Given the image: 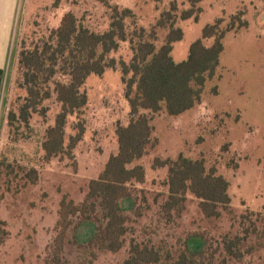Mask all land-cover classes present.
Wrapping results in <instances>:
<instances>
[{
  "label": "rangeland",
  "instance_id": "obj_1",
  "mask_svg": "<svg viewBox=\"0 0 264 264\" xmlns=\"http://www.w3.org/2000/svg\"><path fill=\"white\" fill-rule=\"evenodd\" d=\"M109 2L131 9L146 29L172 2L180 12L190 8L186 0ZM199 6L202 14L197 22L193 18L177 22L183 39L173 46L176 63L187 59L190 45L217 19H223L224 26L241 12L247 27L225 36L220 66L206 83L200 104L177 117L145 112L152 117L157 146L138 163L145 180L131 189L132 200L122 203L128 213V233L124 247L111 253L90 242L94 225L70 217L62 222L60 212L64 200L74 205L83 202L89 182L99 177L118 151L116 125L129 121L120 73L106 71L102 77L87 79L86 132L71 159L46 162L39 147V139L60 111L54 100L44 104L49 108L46 122L33 116L31 130L15 134L6 121L8 111L18 105L16 100L25 96L17 87L15 56L21 42L29 45L57 29L68 13L91 30L103 32L109 22L107 10L97 0H18L12 46L0 58L6 67L0 83V161L3 155L7 158L0 166V264H124L131 240L153 247L162 258L176 259L187 248L201 252L212 264H264V0H203ZM166 34L158 31V46ZM211 43L205 41L206 46ZM112 56L128 61V45ZM72 122L67 135L74 134ZM180 154L203 158L229 182L231 203L220 209L219 218H206L199 201L189 194L180 213H163L167 170L153 169L152 164L155 159L176 160ZM31 169L37 173L35 183L27 177ZM225 237L244 238L239 259L224 250Z\"/></svg>",
  "mask_w": 264,
  "mask_h": 264
},
{
  "label": "trees",
  "instance_id": "obj_2",
  "mask_svg": "<svg viewBox=\"0 0 264 264\" xmlns=\"http://www.w3.org/2000/svg\"><path fill=\"white\" fill-rule=\"evenodd\" d=\"M97 1L107 10L109 22L105 31H93L68 13L57 29L29 45L21 42L15 56L17 87L25 96L16 100L18 105L8 111L6 121L15 134L21 129L31 130L33 116L46 122L49 108L44 104L54 100L60 111L39 139V147L46 162L71 159L86 132L83 114L88 105L84 89L87 79L102 77L106 71L120 73L129 121L127 125H116L118 151L109 158L99 177L89 182L83 202L74 205L64 200L60 212L62 222L70 217L80 224L94 225L90 242L100 250L116 253L124 247L128 233L129 218L122 203L132 200L130 191L135 184L144 183L145 170L138 163L157 146L152 117L145 112L152 115L164 112L177 117L200 104L206 83L215 77L220 66L225 36L246 28L247 24L241 12L232 15L224 26V20L217 19L190 45L187 59L176 63L171 56L173 46L183 39L177 22L192 18L197 22L203 0H186L190 8L181 12L172 2L148 29L139 24L131 9L111 4L109 0ZM159 30L167 32L160 46ZM207 40H212L210 46L205 45ZM126 44L130 53L128 61L112 56ZM69 120L73 121L70 126L73 135H67ZM6 161L3 155L0 166ZM152 168L167 170L163 182L167 189V199L162 205L165 215L180 213L188 194L199 201L206 218H219L220 209L225 210L231 203L229 182L214 166L208 167L203 158L192 160L180 154L176 160L155 159ZM27 177L35 183L36 171L29 170ZM243 241L244 238L225 237L222 245L228 255L239 259ZM201 255L186 248L176 259L170 255L162 258L153 247L131 240L124 264H212Z\"/></svg>",
  "mask_w": 264,
  "mask_h": 264
},
{
  "label": "crops",
  "instance_id": "obj_3",
  "mask_svg": "<svg viewBox=\"0 0 264 264\" xmlns=\"http://www.w3.org/2000/svg\"><path fill=\"white\" fill-rule=\"evenodd\" d=\"M18 6V0H0V58L7 55L12 46L13 24L15 13ZM3 63L0 61V70L3 71L2 81L5 75Z\"/></svg>",
  "mask_w": 264,
  "mask_h": 264
},
{
  "label": "water",
  "instance_id": "obj_4",
  "mask_svg": "<svg viewBox=\"0 0 264 264\" xmlns=\"http://www.w3.org/2000/svg\"><path fill=\"white\" fill-rule=\"evenodd\" d=\"M2 77H3V71L0 70V83L2 82Z\"/></svg>",
  "mask_w": 264,
  "mask_h": 264
}]
</instances>
